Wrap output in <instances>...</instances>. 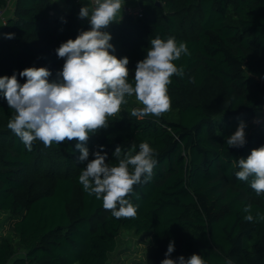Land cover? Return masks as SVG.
I'll use <instances>...</instances> for the list:
<instances>
[{
  "label": "trees",
  "instance_id": "obj_1",
  "mask_svg": "<svg viewBox=\"0 0 264 264\" xmlns=\"http://www.w3.org/2000/svg\"><path fill=\"white\" fill-rule=\"evenodd\" d=\"M8 0H0V8ZM142 16L125 14L105 31L117 58L128 57L134 85L138 61L159 37L187 44L190 55L174 61L183 78L168 86L176 119L127 113L109 118V127L90 134L89 160L103 146L106 163L117 165L115 148L127 151L147 142L157 163L150 181L127 197L135 218L116 219L102 200L79 183L87 162L79 160L78 141L28 151L7 123L14 114L0 94V213H9L15 238L0 237V264H108L122 229L150 234L154 247L146 263L161 264L174 241L172 259L200 255L206 264H264V195L237 179V161L264 146V129L245 136L243 147L226 143L217 122L246 121L264 108V0H147ZM0 30V77L28 67H46L57 80L64 59L56 49L90 24L78 17L80 0H15ZM14 33L13 39L4 34ZM194 80V82H193ZM197 96L198 98H195ZM103 154V153H102ZM32 169L34 180L24 176ZM42 174L44 176H42ZM22 252L21 254L19 252ZM161 255V257H160Z\"/></svg>",
  "mask_w": 264,
  "mask_h": 264
},
{
  "label": "clouds",
  "instance_id": "obj_2",
  "mask_svg": "<svg viewBox=\"0 0 264 264\" xmlns=\"http://www.w3.org/2000/svg\"><path fill=\"white\" fill-rule=\"evenodd\" d=\"M125 0H89L82 6L78 17L87 19L89 30L81 31L77 37L68 39L56 49L57 56L64 59L62 71L57 80L49 82L51 72L46 67H28L19 72L26 78L23 84L17 74L0 77V94L7 101L13 115L7 123L20 138L28 151L34 141L45 147L53 143L78 141L79 160L88 161L79 175V183L89 195L102 200L103 208L111 211L116 219L135 218L137 207L127 198L135 185L148 182L157 163L155 150L147 142L139 144V151L133 144L127 151L117 146L113 156L117 165L106 163L107 152L103 146L92 153L85 146L90 134L109 127V118L115 117L126 97L135 96L142 107L133 108L132 117H159L171 110L168 86L171 77L183 78V67L174 61L190 55L187 44L177 42L174 37L163 40L159 37L150 41L146 57L137 62L134 85L129 82V58H117L110 43L112 36L105 31L110 24L121 19ZM13 39L14 33L4 34ZM194 82V80H193ZM245 123L240 122L237 130L226 139L229 147L240 148L246 143ZM103 153V154H102ZM237 179L250 181V187L257 196L264 195V146L251 150L247 158L237 161ZM244 219L249 222L264 220V215H252L251 204L244 208ZM174 241L167 247L161 264H206L198 254L187 259L179 256L172 259ZM229 264L231 262L229 261Z\"/></svg>",
  "mask_w": 264,
  "mask_h": 264
},
{
  "label": "rangeland",
  "instance_id": "obj_3",
  "mask_svg": "<svg viewBox=\"0 0 264 264\" xmlns=\"http://www.w3.org/2000/svg\"><path fill=\"white\" fill-rule=\"evenodd\" d=\"M3 26L0 24V30ZM198 98L197 96H194ZM127 103L121 106V111L119 113L130 114L133 108L142 107L139 102L135 99V96L126 97ZM172 113V112H171ZM169 111L163 113L159 117H165L168 119H176L173 117ZM151 116V115H149ZM156 117V116H153ZM158 117V118H159ZM243 121L246 125L245 136L257 129H264V108L263 111L252 120L246 121L244 119L233 117L230 121H218L217 128L220 134L224 136L232 135L238 128L240 122ZM24 176L30 180H34L37 174L34 173L32 169L26 170ZM42 176H44L42 174ZM46 177V176H44ZM47 178V177H46ZM9 213H0V237L6 236L9 239H14L15 235L12 231L10 219L8 217ZM154 239L150 234H139L134 230L122 229L118 238L117 246L114 252L110 254V259L108 264H140L146 263L149 255V251L154 247ZM22 253L21 251L19 252ZM161 257V255H160Z\"/></svg>",
  "mask_w": 264,
  "mask_h": 264
},
{
  "label": "built area",
  "instance_id": "obj_4",
  "mask_svg": "<svg viewBox=\"0 0 264 264\" xmlns=\"http://www.w3.org/2000/svg\"><path fill=\"white\" fill-rule=\"evenodd\" d=\"M14 1L15 0H8L6 6L0 8V24L2 26L7 25L10 13H11L12 9L14 8V5H13ZM126 14L140 17V16H142V8H140L137 11H134L132 9H128ZM83 21H84V19H83Z\"/></svg>",
  "mask_w": 264,
  "mask_h": 264
},
{
  "label": "crops",
  "instance_id": "obj_5",
  "mask_svg": "<svg viewBox=\"0 0 264 264\" xmlns=\"http://www.w3.org/2000/svg\"><path fill=\"white\" fill-rule=\"evenodd\" d=\"M59 5L66 7L67 0H55ZM141 0H125L124 7L122 9L121 18L125 16L128 9L137 11L141 8ZM80 3L84 6L89 3V0H80ZM85 22L89 23L87 19H84Z\"/></svg>",
  "mask_w": 264,
  "mask_h": 264
},
{
  "label": "water",
  "instance_id": "obj_6",
  "mask_svg": "<svg viewBox=\"0 0 264 264\" xmlns=\"http://www.w3.org/2000/svg\"><path fill=\"white\" fill-rule=\"evenodd\" d=\"M141 1H147V0H141Z\"/></svg>",
  "mask_w": 264,
  "mask_h": 264
}]
</instances>
